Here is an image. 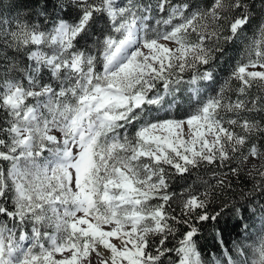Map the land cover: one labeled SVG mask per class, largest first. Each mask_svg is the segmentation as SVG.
Masks as SVG:
<instances>
[{"label": "snow or ice", "instance_id": "snow-or-ice-1", "mask_svg": "<svg viewBox=\"0 0 264 264\" xmlns=\"http://www.w3.org/2000/svg\"><path fill=\"white\" fill-rule=\"evenodd\" d=\"M0 264H264V0H0Z\"/></svg>", "mask_w": 264, "mask_h": 264}, {"label": "trees", "instance_id": "trees-1", "mask_svg": "<svg viewBox=\"0 0 264 264\" xmlns=\"http://www.w3.org/2000/svg\"><path fill=\"white\" fill-rule=\"evenodd\" d=\"M225 75H226L225 72H223V71L220 72L221 77H224ZM158 87H159V85H158ZM161 117H163V115H161ZM200 175H203V172H201ZM186 179H187L188 183H191L192 181H194L196 179V173H193L190 177H187ZM184 184H185V180H181L179 182L174 181L173 186H172V190L180 191ZM173 207H175V205H173ZM236 238H237L236 233L234 231H232V229L229 227L225 233V240L231 241V240H234ZM199 243L206 252L207 250L212 249V245H213L214 241L212 239L211 234L208 233V234L201 236ZM212 250L214 251L215 249H212Z\"/></svg>", "mask_w": 264, "mask_h": 264}, {"label": "rangeland", "instance_id": "rangeland-1", "mask_svg": "<svg viewBox=\"0 0 264 264\" xmlns=\"http://www.w3.org/2000/svg\"><path fill=\"white\" fill-rule=\"evenodd\" d=\"M184 111H186V109H176L173 111L172 115H174L176 118H183L184 115ZM163 115V117L166 115L164 113H160V116ZM139 122H137L136 126L138 127ZM132 127H129V132L131 133L132 131Z\"/></svg>", "mask_w": 264, "mask_h": 264}]
</instances>
